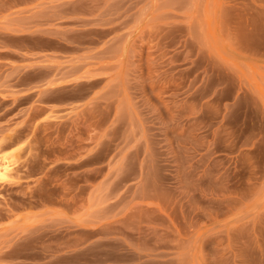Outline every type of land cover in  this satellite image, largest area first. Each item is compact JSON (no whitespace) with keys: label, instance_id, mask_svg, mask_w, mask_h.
<instances>
[{"label":"rangeland","instance_id":"1","mask_svg":"<svg viewBox=\"0 0 264 264\" xmlns=\"http://www.w3.org/2000/svg\"><path fill=\"white\" fill-rule=\"evenodd\" d=\"M1 155L0 264H264V0H0Z\"/></svg>","mask_w":264,"mask_h":264},{"label":"bare ground","instance_id":"2","mask_svg":"<svg viewBox=\"0 0 264 264\" xmlns=\"http://www.w3.org/2000/svg\"><path fill=\"white\" fill-rule=\"evenodd\" d=\"M13 163L15 162L12 159H10L9 156L7 155L0 156V179H3L4 177L8 176V174H10L9 172L12 169V165H14ZM79 164L80 163H78V165Z\"/></svg>","mask_w":264,"mask_h":264}]
</instances>
